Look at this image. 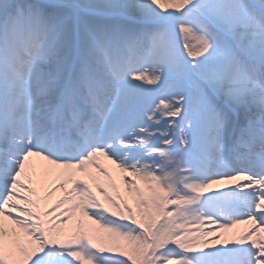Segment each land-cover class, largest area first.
<instances>
[{
	"label": "snow or ice",
	"instance_id": "snow-or-ice-1",
	"mask_svg": "<svg viewBox=\"0 0 264 264\" xmlns=\"http://www.w3.org/2000/svg\"><path fill=\"white\" fill-rule=\"evenodd\" d=\"M0 264H264V0H0Z\"/></svg>",
	"mask_w": 264,
	"mask_h": 264
},
{
	"label": "bare ground",
	"instance_id": "bare-ground-1",
	"mask_svg": "<svg viewBox=\"0 0 264 264\" xmlns=\"http://www.w3.org/2000/svg\"><path fill=\"white\" fill-rule=\"evenodd\" d=\"M203 227H204L205 231H208V230L225 231V232L231 234V233H238V232H240L245 227V225H236V226H234L231 229H217L215 225H211V224H207L206 223Z\"/></svg>",
	"mask_w": 264,
	"mask_h": 264
}]
</instances>
